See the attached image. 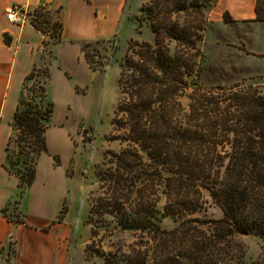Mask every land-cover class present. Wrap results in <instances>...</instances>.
<instances>
[{
    "label": "trees",
    "instance_id": "16d2710c",
    "mask_svg": "<svg viewBox=\"0 0 264 264\" xmlns=\"http://www.w3.org/2000/svg\"><path fill=\"white\" fill-rule=\"evenodd\" d=\"M52 13L46 6L34 10L33 26L41 33L48 31L43 26H49ZM254 13V21L264 23V0H256ZM54 27L51 44L57 45L63 29L59 19ZM171 27L155 24L154 45L145 43L139 60L129 56L120 66L121 99L112 124L118 133L113 137L123 146L107 151L96 166L99 188L88 200V224L93 236L99 235L97 225L99 232L111 227L118 234L134 233L154 243L146 254L134 251L116 264H230L222 249L228 253L236 237L264 236V95L252 86H205L199 79L202 38L193 37L194 52L184 60V52L165 46L167 41L180 42L183 35L179 24ZM44 42L43 47L48 44ZM133 45L139 46L133 41L131 49ZM91 46L92 42L85 43L82 51L96 72L87 52ZM50 65L41 86L28 90L26 84L41 66L28 76L15 114L8 158L10 162L15 139L20 168L16 174L9 164L7 169L19 179V200L34 184L39 159L49 152L46 134L54 112L48 96ZM188 89L192 92L184 109L180 98ZM203 191L222 212L206 231L186 218L203 209ZM159 194L167 200L165 214L179 224L173 231L161 227ZM65 212L63 208L57 222L63 221ZM179 240L181 246H173ZM93 250L94 242L86 248L87 253ZM95 253L104 255L102 250Z\"/></svg>",
    "mask_w": 264,
    "mask_h": 264
},
{
    "label": "rangeland",
    "instance_id": "374dc122",
    "mask_svg": "<svg viewBox=\"0 0 264 264\" xmlns=\"http://www.w3.org/2000/svg\"><path fill=\"white\" fill-rule=\"evenodd\" d=\"M142 1L129 0L126 17L105 34L111 39L98 44L92 42V46L87 49L97 68L95 81L92 82L85 63L75 60L78 46H72L73 51H70L73 55L69 62L63 61L61 47L52 53V36L57 31L54 23L58 20L57 15L52 13L49 26H43L48 31L41 33L44 44L48 43L41 47V67L33 79L26 83L28 90L34 85L41 86L46 80V68L51 64L48 96L54 105V112L48 139L52 146H49L48 154L42 156L40 169L48 170L54 161L57 167L60 166L61 172L67 175L68 186L79 189L76 201L70 195L68 203L73 208V225L72 235L66 243L69 249L66 264H116L127 259V254L134 251L144 255L154 245L147 237L134 233L118 234L111 227L108 231L102 229L99 232L95 225L94 230L99 235L93 236V227L88 224V200L91 193L99 188L96 166L103 161L107 151L117 152L123 146L114 139L113 136L118 133H115L112 124L117 103L121 99L117 85L120 66L129 56L139 60L138 52L145 43L154 45L155 24L161 29L168 26L175 28V24H179L180 33L183 34L180 42L167 41L165 46L175 52H184V60L189 59L194 52L191 49L193 37L202 38L198 42L203 55L199 79L205 86L225 89L252 86L264 95V23L254 21L253 15H236L232 10L233 1L236 0H147L142 4L144 12L141 11L142 6L139 7ZM239 1L235 3L236 6ZM251 4V0H244L240 8L247 13ZM33 15L34 11L29 13L27 22L32 24L35 19ZM133 41L139 46H134V43L131 49ZM191 92V89L186 90L185 96L180 98L184 109H188ZM27 95L28 98L33 97L31 92H27ZM59 130L63 133H59ZM10 150L9 165L16 174L20 165L17 163L19 147L15 139ZM55 160L59 161L58 165ZM203 200L205 204L201 212L186 218L194 221L191 224L196 228L206 231L209 222L222 218V212L206 191H203ZM166 203V197L159 194L157 208L161 213V227L169 232L179 224L165 214ZM63 208H66V216L68 207L64 205ZM24 209V213L28 214V205ZM92 242L93 251L102 250L104 257L97 256L93 251L87 253L86 248ZM173 246L180 247L181 241ZM228 247L229 252L222 249V255L230 264H264V236H238Z\"/></svg>",
    "mask_w": 264,
    "mask_h": 264
},
{
    "label": "crops",
    "instance_id": "0c3cea01",
    "mask_svg": "<svg viewBox=\"0 0 264 264\" xmlns=\"http://www.w3.org/2000/svg\"><path fill=\"white\" fill-rule=\"evenodd\" d=\"M237 1L232 4L236 15H253L255 18L256 0H251L247 13L240 8L244 0L236 6ZM14 6L28 13L46 6L56 14L63 25L62 41L52 45V53L61 47L63 61L69 62L72 46H78L75 60L85 63L92 82L97 72L91 70L82 46L110 40L105 34L126 17L129 0H0V264H66L69 250L66 243L72 235L73 225V208L68 203L70 195L76 201L79 189L68 186L67 175L54 161L48 170L42 171L41 157L33 186L19 200V179L7 169L8 146L14 133L17 107L28 76L42 63L44 42L41 32L31 23L20 27L7 19V11ZM91 34L95 35L91 37ZM63 71L67 73L66 69ZM59 133L63 132L59 130ZM48 135L50 128L47 131L49 150L52 142ZM26 205L28 214L24 213ZM64 205L68 207L67 215L62 222H57ZM14 220H22L24 224H16Z\"/></svg>",
    "mask_w": 264,
    "mask_h": 264
},
{
    "label": "built area",
    "instance_id": "2783aa9c",
    "mask_svg": "<svg viewBox=\"0 0 264 264\" xmlns=\"http://www.w3.org/2000/svg\"><path fill=\"white\" fill-rule=\"evenodd\" d=\"M28 16L29 13L18 6H14L7 11V19L20 27L26 24Z\"/></svg>",
    "mask_w": 264,
    "mask_h": 264
}]
</instances>
